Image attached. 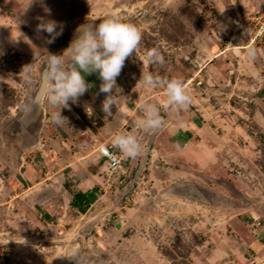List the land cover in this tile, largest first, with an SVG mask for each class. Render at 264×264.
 Listing matches in <instances>:
<instances>
[{
	"label": "rangeland",
	"instance_id": "374dc122",
	"mask_svg": "<svg viewBox=\"0 0 264 264\" xmlns=\"http://www.w3.org/2000/svg\"><path fill=\"white\" fill-rule=\"evenodd\" d=\"M78 2L91 17L79 27L115 13L142 38L117 77L112 115L95 95L97 74L86 75L92 87L58 126L59 108L37 102L42 73L48 53L70 62L78 28L48 44L0 1V264H74L77 254L80 264H264V38L253 42L241 24L264 22V0ZM153 48L163 66L147 62ZM142 73L181 79L192 104L173 110ZM144 102L164 120L155 132L141 124ZM127 132L142 152L109 173L97 147ZM87 191L81 214L70 202Z\"/></svg>",
	"mask_w": 264,
	"mask_h": 264
},
{
	"label": "clouds",
	"instance_id": "9594fccd",
	"mask_svg": "<svg viewBox=\"0 0 264 264\" xmlns=\"http://www.w3.org/2000/svg\"><path fill=\"white\" fill-rule=\"evenodd\" d=\"M38 19L40 22L36 27L37 33H47L46 43H54L62 35L61 22ZM141 38V32L135 25L123 22L113 13L97 25H82L77 29L69 48L65 50V52L70 50L69 63L66 64L64 54L48 53L42 73L40 99L46 98L49 105L59 108V111L52 113L51 121L58 126L68 123V118L62 116L61 110H70L69 101L75 103L79 97L89 91L92 85L86 82L85 76L92 74H97L101 81L99 91L95 95L101 93L105 95L101 111L105 116H111L113 107L118 104L114 91L119 88L117 77L121 74L126 59L135 52ZM255 55L254 49L248 50L250 60L254 59ZM146 59L153 65L165 64L164 56L156 48L147 52ZM31 67L32 64L23 68L22 72L26 74V78ZM138 82L148 90L163 89L167 102L173 110H186L192 104V97L179 78L168 79L152 73H142ZM140 108L143 113L141 124L146 130L155 132L163 127L164 120L155 104L144 102ZM85 111L91 117L89 110L85 109ZM111 144L126 158L135 159L142 152V147L132 132L115 135ZM102 151L107 152V149ZM112 163L115 165L119 160L113 158ZM70 259L74 264H80L78 254Z\"/></svg>",
	"mask_w": 264,
	"mask_h": 264
},
{
	"label": "crops",
	"instance_id": "0c3cea01",
	"mask_svg": "<svg viewBox=\"0 0 264 264\" xmlns=\"http://www.w3.org/2000/svg\"><path fill=\"white\" fill-rule=\"evenodd\" d=\"M4 3L8 10L12 12V20L17 22L20 26V23L27 25L33 30V33H36L41 37V33H37L36 27L40 22L38 18H43L46 20H55L61 22L64 30L71 31L72 21L78 23L79 19H90V16H86L84 9L83 13L79 14V11L82 6L78 1L80 0H0ZM50 10V12H49ZM74 24V28H79L78 24ZM28 31V30H27ZM26 33L30 35V31ZM25 32V31H24ZM43 34V33H42ZM69 48V47H67ZM89 83V82H87ZM94 83V82H93ZM97 83H101L97 82ZM91 84V83H89ZM242 230V234L246 239V242H251L250 249L253 252H257L258 249L262 247V244L259 241H250V235L247 230ZM246 243V244H247Z\"/></svg>",
	"mask_w": 264,
	"mask_h": 264
},
{
	"label": "built area",
	"instance_id": "2783aa9c",
	"mask_svg": "<svg viewBox=\"0 0 264 264\" xmlns=\"http://www.w3.org/2000/svg\"><path fill=\"white\" fill-rule=\"evenodd\" d=\"M262 18V17H261ZM254 19L255 18H251L250 21H241L242 26H246L245 30L246 32H249L251 40H253V42L256 41H260L262 38H264V22H260L259 19H257L258 21H256L254 23ZM235 25H237V23L235 22ZM251 25H254V28L257 29L255 32L251 31L249 28H251ZM252 29V28H251ZM103 149H107V152L102 151ZM97 153L99 154V156L101 157V159H103L107 165V171L109 173H112L114 171H116L117 169H120L122 164H123V156L122 154H120L118 152V150L114 149L112 147L111 142H105L102 143L100 146L97 147ZM43 157L45 159L50 158L52 159L53 156H55V152L53 150H43L42 152ZM114 154V155H113ZM116 158L119 160V163L117 164H113L112 163V159Z\"/></svg>",
	"mask_w": 264,
	"mask_h": 264
},
{
	"label": "trees",
	"instance_id": "16d2710c",
	"mask_svg": "<svg viewBox=\"0 0 264 264\" xmlns=\"http://www.w3.org/2000/svg\"><path fill=\"white\" fill-rule=\"evenodd\" d=\"M91 192H77L73 195L70 206L77 209L81 214H84L92 205ZM48 216V214L46 215ZM264 242V241H262Z\"/></svg>",
	"mask_w": 264,
	"mask_h": 264
},
{
	"label": "water",
	"instance_id": "95a60500",
	"mask_svg": "<svg viewBox=\"0 0 264 264\" xmlns=\"http://www.w3.org/2000/svg\"><path fill=\"white\" fill-rule=\"evenodd\" d=\"M40 94H41V87H40V91H39V93H38V98H37V102H38V103L41 101V99H40Z\"/></svg>",
	"mask_w": 264,
	"mask_h": 264
}]
</instances>
